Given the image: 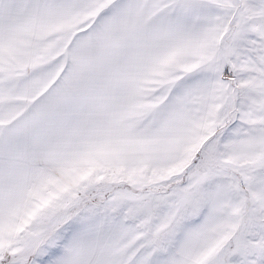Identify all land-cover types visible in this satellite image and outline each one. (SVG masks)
<instances>
[{
	"label": "snow or ice",
	"instance_id": "6c2138e0",
	"mask_svg": "<svg viewBox=\"0 0 264 264\" xmlns=\"http://www.w3.org/2000/svg\"><path fill=\"white\" fill-rule=\"evenodd\" d=\"M0 264H264V0H0Z\"/></svg>",
	"mask_w": 264,
	"mask_h": 264
}]
</instances>
